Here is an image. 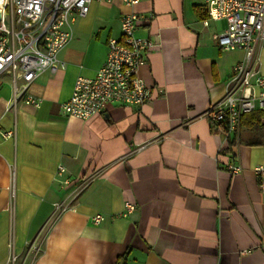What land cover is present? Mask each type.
<instances>
[{
    "label": "crops",
    "instance_id": "0c3cea01",
    "mask_svg": "<svg viewBox=\"0 0 264 264\" xmlns=\"http://www.w3.org/2000/svg\"><path fill=\"white\" fill-rule=\"evenodd\" d=\"M132 11L135 35L154 44L137 71L150 100L68 116L60 104L75 79L96 74ZM209 16L203 0L92 1L58 53L64 67L30 83L39 106L7 110L11 76L0 75V264L9 243L16 264H264V178L254 172L264 165V117L253 128L241 121L230 143L205 115L244 56L215 42L226 23ZM258 54L264 72V44ZM84 174L95 175L53 222V203ZM35 239L36 256L27 249Z\"/></svg>",
    "mask_w": 264,
    "mask_h": 264
},
{
    "label": "built area",
    "instance_id": "2783aa9c",
    "mask_svg": "<svg viewBox=\"0 0 264 264\" xmlns=\"http://www.w3.org/2000/svg\"><path fill=\"white\" fill-rule=\"evenodd\" d=\"M92 1L112 0H0V75L11 76L12 95L7 110H15L19 102L39 106L37 97L28 92L30 83L45 69L52 72L63 68L59 51L72 37L71 25L77 17L87 14ZM128 6L140 0H122ZM209 18L224 19L221 32L213 34L222 49H242V60L235 63L226 81L224 94L209 103L205 115L224 128L228 138L238 141L241 118L244 114L264 111V72L260 70L258 48L264 44V0H203ZM138 15L132 11L121 19L120 38L107 41L104 63L92 77L75 79L69 99L60 104L65 114L89 119L104 112L110 105L122 104L139 107L151 98V88L138 75L139 67L154 44L148 38L135 35ZM3 136H14L4 131ZM139 149V147H138ZM137 149V150H138ZM229 171L238 172L239 165L227 164ZM63 171L64 167L59 166ZM260 180L264 178V165L254 167ZM8 185L10 197L15 195L14 173ZM95 174H84L73 183L67 199L53 203V222L70 208L76 196L93 180ZM66 178L60 182L69 184ZM264 187V181H261ZM127 210L133 206L127 204ZM102 216L96 214L93 222ZM27 249L36 256L41 252L39 240L27 242ZM18 254L9 243L4 264H16Z\"/></svg>",
    "mask_w": 264,
    "mask_h": 264
},
{
    "label": "trees",
    "instance_id": "16d2710c",
    "mask_svg": "<svg viewBox=\"0 0 264 264\" xmlns=\"http://www.w3.org/2000/svg\"><path fill=\"white\" fill-rule=\"evenodd\" d=\"M262 117H264V111L260 110V111L252 112L249 115H246L241 121L242 124L245 125L247 124V126L253 128V127L261 126ZM215 125H218L217 127L219 128V130L224 133V128L220 124L215 123ZM229 142L233 143L234 142L233 138H230Z\"/></svg>",
    "mask_w": 264,
    "mask_h": 264
}]
</instances>
